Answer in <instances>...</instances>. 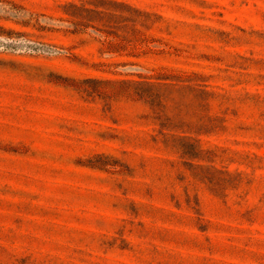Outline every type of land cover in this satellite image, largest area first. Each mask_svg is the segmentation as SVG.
Wrapping results in <instances>:
<instances>
[{
	"label": "rangeland",
	"instance_id": "1",
	"mask_svg": "<svg viewBox=\"0 0 264 264\" xmlns=\"http://www.w3.org/2000/svg\"><path fill=\"white\" fill-rule=\"evenodd\" d=\"M0 264H264V0H0Z\"/></svg>",
	"mask_w": 264,
	"mask_h": 264
}]
</instances>
